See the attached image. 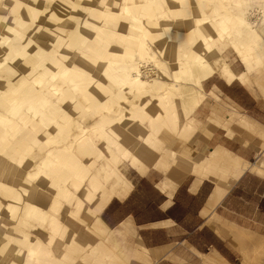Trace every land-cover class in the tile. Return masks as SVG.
<instances>
[{
  "label": "bare ground",
  "instance_id": "6f19581e",
  "mask_svg": "<svg viewBox=\"0 0 264 264\" xmlns=\"http://www.w3.org/2000/svg\"><path fill=\"white\" fill-rule=\"evenodd\" d=\"M101 1L115 5L98 11ZM179 1L0 0V264H79L82 245L73 242L90 233L85 218L107 229L100 211L130 190L120 163L143 167L139 159L163 128L195 129L191 115L206 96L202 79L216 71L226 83L246 85L253 68L264 66V38L242 12L219 11L226 10L221 0H213L209 14L194 16L189 29L180 21L172 34L164 19L176 14ZM214 39L232 46L247 75L211 66L215 54L207 45ZM142 63L153 64V76L141 71ZM172 65L186 73L185 82ZM237 124L253 131L246 119ZM214 128L211 120L201 131L210 135ZM173 155L162 150L147 161L167 172ZM205 160L218 170L197 175L195 186L211 180L214 205L252 166L216 148ZM181 169L179 181L189 172ZM140 245L93 262L150 264Z\"/></svg>",
  "mask_w": 264,
  "mask_h": 264
},
{
  "label": "rangeland",
  "instance_id": "374dc122",
  "mask_svg": "<svg viewBox=\"0 0 264 264\" xmlns=\"http://www.w3.org/2000/svg\"><path fill=\"white\" fill-rule=\"evenodd\" d=\"M235 1L236 0H221V4L226 8V10L222 8L223 10L220 9L219 11H226L228 15L242 12L250 23L251 27L258 31L264 38V0ZM179 3L183 5H177L175 3L180 7V9L177 7L180 11L178 12L179 14L177 13L178 9L177 11H174L176 12L177 17L175 13L172 12V15L170 12L164 19L168 23L171 22L172 26L170 30L172 34L175 32L174 30L182 28V22H184L183 19H186V23L184 24L186 27L184 29H189V27L192 25L191 22L192 19H194V16H201V14L204 12L209 14L211 12L210 9L215 5L213 0H208L203 6L198 3V0H184L181 2L179 1ZM100 4L103 5L99 7ZM111 4L115 5V1L108 5L102 3L101 1V3H99L97 6L98 11H107V9H111L113 7ZM102 7L105 8V10H103ZM105 22L106 21H104V23ZM107 23L116 27L111 22H106L105 24ZM159 29L160 28H156V30ZM213 41L214 43H209L207 45L208 50L215 54V56L209 61L212 67L216 69L227 64L235 74H239L240 72L244 71V68L239 62L235 50H233L231 45L220 40L214 39ZM57 48L58 47H56L55 44L53 50L55 51ZM114 53L118 54L117 51H114ZM47 59L48 58L44 59L43 61L47 63ZM140 66L141 71L149 70L148 73H151L149 74L150 77L154 75L152 73L155 69L152 70V63H149V65L142 63ZM170 67L174 75L178 74L179 78H182V82L183 78H185L184 82L186 81V73L180 74L179 69L175 65ZM263 67L264 66L259 64L258 66H255V69L253 68V70L248 74L246 85L241 84L236 79L232 81L233 83H226L220 78V76H218L216 71L211 73L210 76L202 79L201 86L206 96L202 100L203 105L201 106L202 103L199 104V106L196 108L197 110L201 106L199 110L197 112H195V110L191 115L195 129L193 127L187 126L185 127V129H188L186 130V133L183 130L184 127L180 126V129H177V126H174L175 128L173 127V130L175 131H172V128H170L171 130L163 128L161 129V134L156 136L157 146L156 144L150 146L151 150L148 151L142 159H139L137 164H142L143 167L138 169L134 165L132 166L127 164V162L120 163L119 170L124 175L125 179L132 184V189L130 192L133 193L128 204H124L123 200L120 201L113 199L109 203L110 205L108 204L109 207L105 213L104 210L108 205L106 204V208L104 210L102 209V219L105 223H107L109 228L115 229L117 227V223L123 218L124 213L129 210L133 211L137 215L138 221H146L154 218V210L148 207V205L154 201L156 196L154 192L155 190L152 187L153 185H157V188H159L161 182L164 181L163 184H166V187L169 188L175 184V182H179V185L186 180H191L192 176L190 174L195 177H197V175L206 174L208 178L215 174L218 170V164L207 162L205 158H207L209 152H211L212 149L219 144L221 147L232 152L229 153L231 154V157L233 156V159L241 157L242 160L244 159L243 161L245 163L252 166L249 169H246L241 178L239 177L240 179L232 185L230 191L232 189L235 191L233 190V193L226 198L222 204V207L216 211V213L220 216L222 230L224 232V234H221L222 236H220L223 241L222 245L219 247V253L222 254L226 260L222 259L218 263L213 264H264V214L259 213L257 209V201L264 199ZM106 82H108L107 79ZM227 84H230V86ZM213 85L217 87L218 90L213 89ZM94 93L96 92L94 91ZM130 93V95H133L132 92ZM137 94V92H134L133 96ZM176 110L179 115V120L181 119L179 121L181 124L183 123V120L181 117L180 108L176 106ZM198 114L200 115L198 116ZM240 118L242 120L246 119V121L251 124L248 125H250L253 131L240 129L237 124ZM211 120L215 125V128L210 133V135H207V132L201 130L204 129L205 124L208 125ZM256 126L258 127L257 129ZM179 130L181 131V134L179 133ZM9 132L12 131L10 130ZM254 132H257L258 134H254ZM221 147L217 149L222 150L223 148ZM162 150H164L166 153L174 152V155L172 156L173 159L169 161L170 163L167 165L169 167L167 172L154 170L155 168H153L151 164L156 158L155 155H162ZM147 158H152V161H147ZM253 165L256 166L253 167ZM181 168L188 170L189 172H187L181 181H179V178L183 175V170ZM255 168L256 170H254ZM207 184L208 185H206L205 188L206 190L209 189L212 183L208 182ZM238 192L242 194L241 197L239 196ZM11 195V200H8L10 202H15V194ZM5 199L6 198H4V200ZM180 201L183 208L188 210L184 221L186 224L193 223L194 219L192 214L200 201L192 202L185 196L180 197ZM85 216L86 215L84 213L82 217L85 218ZM11 219H8V221L10 222ZM84 222L87 223L88 229L91 230L90 233H88L89 231H82V234L80 232L79 241H77V243L73 242V246L79 242V244L82 245H80L81 250L79 254L81 260L78 259V263L80 262L79 264L83 263L82 260L84 261V259L82 258L85 257H87V259H85L83 264L108 262L110 260H108V258H111L115 254L118 255L121 251H127L129 248L137 249L135 247L138 245L132 243L133 241L129 237L128 233H122L119 230L113 231L104 229L103 227L97 225L95 221L90 220L89 217L85 218ZM95 228L99 229L96 231ZM102 228L103 230H101ZM134 234L137 236L136 230H134ZM148 237L151 238L152 236L149 235ZM137 239L140 240L138 237ZM88 242L91 243L92 246ZM173 246H176L174 248L175 251L184 248L181 244H173ZM93 250L94 252H92ZM207 250L210 251L211 254L214 252V250L210 248Z\"/></svg>",
  "mask_w": 264,
  "mask_h": 264
},
{
  "label": "crops",
  "instance_id": "0c3cea01",
  "mask_svg": "<svg viewBox=\"0 0 264 264\" xmlns=\"http://www.w3.org/2000/svg\"><path fill=\"white\" fill-rule=\"evenodd\" d=\"M227 85L230 86V84ZM213 89L218 90L214 85ZM202 105L203 103L201 106ZM199 108L195 112H197ZM199 115L200 114H198V116ZM220 147L221 146L218 144L212 151ZM243 174L244 172L242 175ZM190 175L192 176L191 180H186L179 185L177 184V186L170 191L162 189L166 186V184H163L164 181L161 182L159 188H157V185L152 186L156 196L148 207L154 210L155 215L154 218L150 220L138 221L137 215L129 210L124 213L123 218L117 223V227L111 229L102 219L101 213H103V210L113 199L123 200L124 204L130 202L133 193L130 192L132 189L131 183L127 195L122 199L112 198L100 212L99 218L107 230H119L122 233H128L133 244H141L140 246H143L145 250L149 251V258L151 259L150 264H213L218 263L222 259L226 260L225 257L219 253V247L222 245L223 241L220 236H222L221 234H224V232L222 230L220 216L216 211L222 207V204L226 198L233 193L234 189L230 191L231 186L224 196L214 205L211 204L214 197L213 182L209 179H202L200 183L195 186L196 177L192 174ZM240 178H238L235 183ZM208 182L212 183V185L206 190L205 188ZM238 194L241 197L242 194L239 192ZM182 196L187 197V199L192 202L200 201L192 214L194 222L191 224H186L184 221L188 210H185L181 204L180 197ZM109 205L104 210V213L108 210ZM257 209L259 213L264 214V199L257 201ZM134 230H136L137 236L134 234ZM149 235L152 237H148ZM137 237L140 240H138ZM173 244H181L184 248L175 251L174 248L176 246H173ZM208 248L214 250L213 254L207 250Z\"/></svg>",
  "mask_w": 264,
  "mask_h": 264
}]
</instances>
